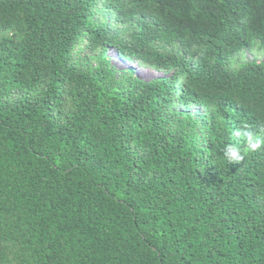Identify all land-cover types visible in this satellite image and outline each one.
<instances>
[{"label":"trees","instance_id":"obj_1","mask_svg":"<svg viewBox=\"0 0 264 264\" xmlns=\"http://www.w3.org/2000/svg\"><path fill=\"white\" fill-rule=\"evenodd\" d=\"M263 56L264 0H0V264H264Z\"/></svg>","mask_w":264,"mask_h":264},{"label":"rangeland","instance_id":"obj_2","mask_svg":"<svg viewBox=\"0 0 264 264\" xmlns=\"http://www.w3.org/2000/svg\"><path fill=\"white\" fill-rule=\"evenodd\" d=\"M107 55L110 58L111 64L117 69V72L121 74L125 69H131L136 73V76H138L141 79L149 80L154 77H161L163 76L159 72H155L153 70H150L148 68H145L144 66H140L137 62H127L118 56L117 52L113 48L107 49ZM253 53H246L245 54V61L251 62L254 59ZM264 59V56L261 60ZM193 115H197L199 118L201 115L198 114V109H192L190 110Z\"/></svg>","mask_w":264,"mask_h":264},{"label":"clouds","instance_id":"obj_3","mask_svg":"<svg viewBox=\"0 0 264 264\" xmlns=\"http://www.w3.org/2000/svg\"><path fill=\"white\" fill-rule=\"evenodd\" d=\"M245 135L249 136V143H248V150L249 151H256L257 149H259L261 147L262 144H264V141H261L259 139H257L255 142H251V138H250V134L245 133ZM231 157L233 159H239L240 157L238 156L236 151H232L230 153Z\"/></svg>","mask_w":264,"mask_h":264}]
</instances>
